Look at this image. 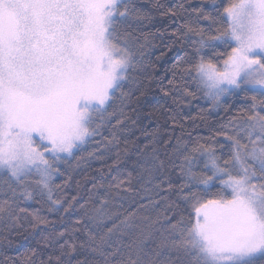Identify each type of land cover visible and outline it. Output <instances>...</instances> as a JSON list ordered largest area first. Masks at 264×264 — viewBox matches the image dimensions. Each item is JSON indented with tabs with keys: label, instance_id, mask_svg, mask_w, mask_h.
Masks as SVG:
<instances>
[{
	"label": "snow or ice",
	"instance_id": "6c2138e0",
	"mask_svg": "<svg viewBox=\"0 0 264 264\" xmlns=\"http://www.w3.org/2000/svg\"><path fill=\"white\" fill-rule=\"evenodd\" d=\"M187 8L161 13L184 21L172 35L191 47L177 63L174 94L194 97L195 86L213 108L227 97L246 107L217 131L219 148L213 137L191 146L177 138L165 159L159 148L139 150L134 179L150 193L140 210L168 204L155 220L138 221L121 211L136 191L132 172L108 188L94 185L83 204L60 193L71 187L72 170L118 146L127 130L124 108L140 91L132 74L146 70L133 33L153 17L134 0H0V225L10 235L27 222L40 233L53 254L39 264H264V0ZM40 201L59 221L29 212ZM80 213L83 229L63 227ZM36 255L32 249L30 264Z\"/></svg>",
	"mask_w": 264,
	"mask_h": 264
},
{
	"label": "trees",
	"instance_id": "16d2710c",
	"mask_svg": "<svg viewBox=\"0 0 264 264\" xmlns=\"http://www.w3.org/2000/svg\"><path fill=\"white\" fill-rule=\"evenodd\" d=\"M134 2L138 8L153 17V22L152 26L145 27L143 31L133 33L134 37L138 39V45H143L140 50L145 53L143 64L146 70L138 75L132 74L139 81L140 91L128 102L129 106L124 108V112L129 118L126 125L127 130L118 134V146H112L107 152L102 151L99 158L88 159L81 164L79 169L72 170L71 187L66 188L60 193V196L69 201L73 196H82L83 199L80 200V203L83 204L88 200L89 190L93 189L94 185H103L104 188H108L110 185H115L117 181L127 180L128 173L132 172L136 191L126 194L124 207L121 211L124 215L130 212L135 213L139 221V218L142 217L155 220L158 215L162 216L168 204V201H164L158 208L140 210L139 205L148 203V200L143 197L150 193L141 191L143 185L134 179L136 173L133 172V166L138 158L139 150L146 145L159 148L161 159H165V150L171 153L172 148L169 145H175L177 138L190 141L191 146V143L196 141L200 143L211 141L213 137H216L214 147L219 148L225 141L222 136H216L217 131L227 124L239 112L240 108H244L246 105L239 98L227 97L223 98L220 107L213 108L212 102L204 97L203 93L196 91L195 86L192 89L196 93L194 97L178 99L173 90V84L180 82L177 63L185 57V44L189 45L187 48L189 52L191 47L189 41H182L179 38V33L175 36L172 35L184 21L172 20L162 16L161 13L167 12L169 8H178L181 3L185 4L187 12L191 11L190 8H187L189 3L192 4V7H201L203 3L204 11L212 12V4L219 3L220 0H134ZM157 4L162 6L159 10L154 7ZM145 23L148 22L145 21ZM203 26L206 27V25ZM158 57L159 59H157ZM170 81L172 84L169 83ZM124 91H128L127 86ZM166 92L170 94L165 95ZM118 104L117 101L116 106ZM112 110L109 109V111ZM105 135L107 136L108 133L106 132ZM166 141L168 144L165 143ZM125 148H127V152ZM91 151H93L92 147H88L83 152H77L76 156L72 158V164H76L78 157H87ZM117 153H119V157ZM117 159H119L118 165L114 164ZM67 167L68 165L64 164L61 170L63 171ZM68 176L69 173L66 172L64 177L56 179L54 183L62 184L64 180L68 179ZM124 187L127 188L129 185L125 184ZM152 199L159 200L160 198L152 195ZM25 206L21 205V207ZM65 206L67 207V205ZM36 209H40V215L48 220L59 221L58 215L47 213V205L43 201L31 203L29 212ZM82 215L83 213L66 216L63 227L67 228L69 232L75 228L83 229V224L75 223ZM31 218L29 215L28 219L31 220ZM141 227L146 228L147 225H141ZM55 230L60 231V226L57 225ZM2 237H8V239ZM81 239H83L82 231L76 233V243L79 244ZM150 247L155 248V245H150ZM32 249L37 250L35 264H39L41 260H46L49 255L53 254L52 249L45 247L41 234L34 233L29 223L25 222L22 228L10 235L7 228L0 225V264H30Z\"/></svg>",
	"mask_w": 264,
	"mask_h": 264
}]
</instances>
